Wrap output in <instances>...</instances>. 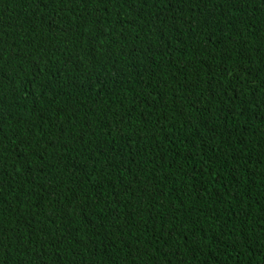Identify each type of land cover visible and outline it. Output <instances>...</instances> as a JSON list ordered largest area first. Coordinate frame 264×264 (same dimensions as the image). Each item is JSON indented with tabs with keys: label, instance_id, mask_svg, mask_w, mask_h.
Segmentation results:
<instances>
[{
	"label": "trees",
	"instance_id": "16d2710c",
	"mask_svg": "<svg viewBox=\"0 0 264 264\" xmlns=\"http://www.w3.org/2000/svg\"><path fill=\"white\" fill-rule=\"evenodd\" d=\"M0 264H264V0H0Z\"/></svg>",
	"mask_w": 264,
	"mask_h": 264
}]
</instances>
